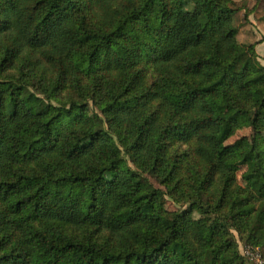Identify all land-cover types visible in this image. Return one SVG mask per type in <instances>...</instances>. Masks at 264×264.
I'll use <instances>...</instances> for the list:
<instances>
[{"label":"trees","instance_id":"trees-1","mask_svg":"<svg viewBox=\"0 0 264 264\" xmlns=\"http://www.w3.org/2000/svg\"><path fill=\"white\" fill-rule=\"evenodd\" d=\"M239 11L0 0V264H246L237 238L264 247V66L253 45L241 60Z\"/></svg>","mask_w":264,"mask_h":264},{"label":"rangeland","instance_id":"rangeland-1","mask_svg":"<svg viewBox=\"0 0 264 264\" xmlns=\"http://www.w3.org/2000/svg\"><path fill=\"white\" fill-rule=\"evenodd\" d=\"M235 7L238 11L241 10L242 7L248 11L257 7L254 11L252 20H249L247 15V19L245 20L243 14L238 15L237 13L235 15V25L243 26L237 36L240 45L239 53L241 54V60L245 61L250 55L251 50L254 48L253 51L257 53L259 65L264 66V0H235ZM252 12L253 11H251V13ZM251 45H253V48H251ZM243 174L250 184L255 181L254 169L251 161L248 163L247 169H244ZM134 180L139 182L141 186V195H146L153 189H161L154 180L146 178L144 175H137ZM236 243L240 254L243 253V251H245L244 247L247 245L238 238L236 239ZM254 249L258 251L260 256H263V259H260V264H264V247L255 246ZM253 260L249 259L247 264H252Z\"/></svg>","mask_w":264,"mask_h":264},{"label":"built area","instance_id":"built-area-1","mask_svg":"<svg viewBox=\"0 0 264 264\" xmlns=\"http://www.w3.org/2000/svg\"><path fill=\"white\" fill-rule=\"evenodd\" d=\"M255 247L247 245L244 247L245 251L241 253L243 258L246 261V264L248 263L249 259L253 260L252 264H260V259H263V256H260L258 251L254 249Z\"/></svg>","mask_w":264,"mask_h":264},{"label":"crops","instance_id":"crops-1","mask_svg":"<svg viewBox=\"0 0 264 264\" xmlns=\"http://www.w3.org/2000/svg\"><path fill=\"white\" fill-rule=\"evenodd\" d=\"M262 1V0H261ZM257 8V7H256ZM256 8H253L251 9L250 11L246 10L244 7L241 8V10L238 12V15L239 14H243V17H245L246 15L248 16V19L249 20H252L253 19V16H254V11L256 10ZM251 11H253L251 13ZM259 21V20H258ZM260 28V27H259Z\"/></svg>","mask_w":264,"mask_h":264}]
</instances>
